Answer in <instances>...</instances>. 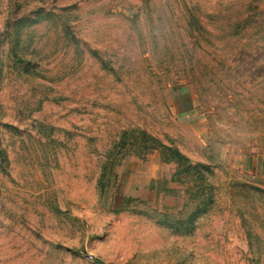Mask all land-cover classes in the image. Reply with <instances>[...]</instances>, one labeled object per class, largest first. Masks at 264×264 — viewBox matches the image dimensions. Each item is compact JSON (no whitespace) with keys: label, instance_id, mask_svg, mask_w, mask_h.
<instances>
[{"label":"rangeland","instance_id":"rangeland-1","mask_svg":"<svg viewBox=\"0 0 264 264\" xmlns=\"http://www.w3.org/2000/svg\"><path fill=\"white\" fill-rule=\"evenodd\" d=\"M0 264H264V0H0Z\"/></svg>","mask_w":264,"mask_h":264}]
</instances>
